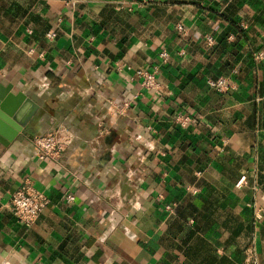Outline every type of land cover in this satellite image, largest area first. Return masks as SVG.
Masks as SVG:
<instances>
[{"label": "crops", "instance_id": "0c3cea01", "mask_svg": "<svg viewBox=\"0 0 264 264\" xmlns=\"http://www.w3.org/2000/svg\"><path fill=\"white\" fill-rule=\"evenodd\" d=\"M260 53L264 0H0V87L39 105L0 145V264H264ZM156 66L161 95L137 76ZM27 181L50 200L31 226Z\"/></svg>", "mask_w": 264, "mask_h": 264}, {"label": "built area", "instance_id": "2783aa9c", "mask_svg": "<svg viewBox=\"0 0 264 264\" xmlns=\"http://www.w3.org/2000/svg\"><path fill=\"white\" fill-rule=\"evenodd\" d=\"M179 31H183L182 27H178ZM53 36V34H49ZM212 39L209 42L212 43ZM162 62H167V54H161ZM256 60H263L264 54H257ZM159 67H154L152 70H139L137 76L141 80L142 87L148 91L153 92L156 95H161L163 86L158 78ZM208 84L218 92H226L233 87L227 79L218 78L216 80H209ZM176 121L180 126L186 127L190 119L185 116H178ZM102 134L106 133V129H103ZM34 147L36 148L38 158L41 160H58L62 157L64 152L70 145L69 132L65 129H57L47 134L37 136L34 139ZM246 178L242 177L238 186H242ZM74 200L73 196L68 197V201ZM50 203L49 198L42 191L34 189L27 181L20 189H18L11 198V209L21 224L26 226L33 225L40 214L48 207ZM254 207H256L254 205ZM261 209H255V217L258 219L261 217ZM247 258L245 264H257L256 253L254 248L247 250Z\"/></svg>", "mask_w": 264, "mask_h": 264}, {"label": "water", "instance_id": "95a60500", "mask_svg": "<svg viewBox=\"0 0 264 264\" xmlns=\"http://www.w3.org/2000/svg\"><path fill=\"white\" fill-rule=\"evenodd\" d=\"M38 110L39 105L23 92L0 87V145L8 147L14 142Z\"/></svg>", "mask_w": 264, "mask_h": 264}]
</instances>
